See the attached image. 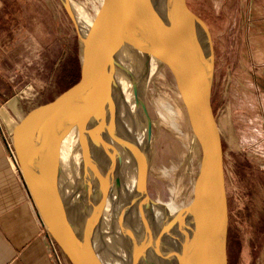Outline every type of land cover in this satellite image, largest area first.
<instances>
[{"label":"water","instance_id":"water-1","mask_svg":"<svg viewBox=\"0 0 264 264\" xmlns=\"http://www.w3.org/2000/svg\"><path fill=\"white\" fill-rule=\"evenodd\" d=\"M174 1L181 26L185 27L184 36L195 54L191 58L200 74L204 119L202 128L197 127L195 132L197 150L174 211L165 223H157L154 217L153 233L143 236L130 229L111 227L91 232V227L81 229L67 224L55 182L71 138L77 133L79 145L85 128L95 148L103 155L111 152L115 173L138 185L143 201L156 206L161 203L148 193L147 173L141 176L126 166L117 140L104 138L98 123V115L109 103L113 90L125 81L128 57L135 48L145 46L149 59L156 56L172 70L171 62L159 50L154 32L157 0H100L88 41L67 0H62L81 44L78 79L54 97L30 107L16 122L10 120L4 108L0 109L2 121H9L18 166L46 236L62 255L64 264H206L210 251L207 234L221 215V263L227 264L224 138L217 107L213 36L203 13L191 0ZM144 77L143 72L128 90L123 107L137 93ZM207 163L212 168L205 177Z\"/></svg>","mask_w":264,"mask_h":264},{"label":"rangeland","instance_id":"rangeland-1","mask_svg":"<svg viewBox=\"0 0 264 264\" xmlns=\"http://www.w3.org/2000/svg\"><path fill=\"white\" fill-rule=\"evenodd\" d=\"M99 1L67 0L75 16L86 20L94 16ZM191 1L206 18L215 48L228 210L227 264H264V146L253 142L264 140V133L257 136L239 123V116L249 115L254 61L263 55L254 53L253 37L256 29L262 49L264 0ZM80 51L76 26L62 0H0V109L16 122L30 107L62 91L80 73ZM158 64L145 83L143 97L149 141L146 182L151 198L171 204L187 178L197 141L175 73ZM8 125L0 118L7 150ZM78 141L74 133L63 156V170L71 176L81 166Z\"/></svg>","mask_w":264,"mask_h":264},{"label":"bare ground","instance_id":"bare-ground-1","mask_svg":"<svg viewBox=\"0 0 264 264\" xmlns=\"http://www.w3.org/2000/svg\"><path fill=\"white\" fill-rule=\"evenodd\" d=\"M67 4L70 6L68 2ZM80 17L77 15L75 19L84 39L88 41L95 21L92 22L93 17L90 20ZM154 32L161 54L171 62L172 71L176 74L197 141L195 132L197 127L202 128L204 119L203 99L199 93L200 74L199 70L195 69L194 58H191L195 54L184 36L185 27L181 26L174 0H157ZM158 63L160 64L156 56L149 59L145 46L135 48L128 57L125 81L115 87L109 103L98 115L102 136L117 140L126 166L141 176L146 175L149 161L148 129L145 126L147 117L145 118L143 114L144 89ZM143 72L145 73L143 84L123 107V100L129 95L128 90L132 89L138 76ZM15 102L14 99L11 101L12 108ZM13 110L16 111L14 108ZM79 146L82 149L79 172L72 176L68 175L63 170L62 158L61 173L55 182L61 212L67 224L81 229L91 227L89 230L91 232L107 227L125 228L139 235L148 236L150 232L153 233L154 217L157 218V223H165L171 216L175 203H160L156 206L143 201L138 185L128 177L115 173L111 152L103 155L95 148L88 139L85 128L82 129ZM211 168L212 166L207 163L205 177ZM222 223L221 215L207 234L210 251L206 264H222L220 248Z\"/></svg>","mask_w":264,"mask_h":264},{"label":"crops","instance_id":"crops-1","mask_svg":"<svg viewBox=\"0 0 264 264\" xmlns=\"http://www.w3.org/2000/svg\"><path fill=\"white\" fill-rule=\"evenodd\" d=\"M256 28V25H255ZM264 37V35H263ZM253 101L245 119L239 116L240 125L258 136L264 133V46L254 30ZM250 103V101H249ZM253 103V107H252ZM262 108V112L260 111ZM262 143L264 140H254ZM0 264H57L54 249L46 236L39 213L21 175L19 166L10 157L0 132Z\"/></svg>","mask_w":264,"mask_h":264},{"label":"built area","instance_id":"built-area-1","mask_svg":"<svg viewBox=\"0 0 264 264\" xmlns=\"http://www.w3.org/2000/svg\"><path fill=\"white\" fill-rule=\"evenodd\" d=\"M7 147H8L9 153H10L11 157L13 158L14 162L18 165L16 156H15L14 151H13L12 142L10 144L7 143ZM52 246H53V249H54V255H55L56 263L57 264H64V260H63L62 255L60 254L58 249L53 244H52Z\"/></svg>","mask_w":264,"mask_h":264},{"label":"trees","instance_id":"trees-1","mask_svg":"<svg viewBox=\"0 0 264 264\" xmlns=\"http://www.w3.org/2000/svg\"><path fill=\"white\" fill-rule=\"evenodd\" d=\"M78 77H79V74L76 76V78L74 79V81H75V80H77V79H78Z\"/></svg>","mask_w":264,"mask_h":264},{"label":"flooded vegetation","instance_id":"flooded-vegetation-1","mask_svg":"<svg viewBox=\"0 0 264 264\" xmlns=\"http://www.w3.org/2000/svg\"><path fill=\"white\" fill-rule=\"evenodd\" d=\"M75 81H76V80H75ZM73 82H74V81H73ZM73 82H72V83H73ZM70 84H71V83H70ZM70 84H69V85H70ZM65 88H66V87H65ZM65 88H64V89H65ZM60 92H61V91H60ZM60 92H59V93H60ZM57 94H58V93H57ZM57 94H56V95H57ZM54 96H55V95H54ZM54 96H53V97H54Z\"/></svg>","mask_w":264,"mask_h":264}]
</instances>
